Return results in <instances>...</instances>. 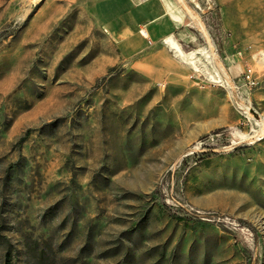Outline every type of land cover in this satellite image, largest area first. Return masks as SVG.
Segmentation results:
<instances>
[{"label":"rangeland","instance_id":"obj_1","mask_svg":"<svg viewBox=\"0 0 264 264\" xmlns=\"http://www.w3.org/2000/svg\"><path fill=\"white\" fill-rule=\"evenodd\" d=\"M177 2L175 64L146 73L91 0H0V264H38L27 244L45 264H264V138L222 133L229 97L185 56L208 41L235 76L264 39L221 0Z\"/></svg>","mask_w":264,"mask_h":264},{"label":"crops","instance_id":"obj_2","mask_svg":"<svg viewBox=\"0 0 264 264\" xmlns=\"http://www.w3.org/2000/svg\"><path fill=\"white\" fill-rule=\"evenodd\" d=\"M91 1L93 10L114 38L120 53L131 58V62L138 65L136 67L139 70L146 73H166L175 64L176 60L171 57L167 42L172 38L184 41V31L181 28L186 20L185 12L177 0ZM221 3L223 13L230 16L233 24H237L233 28L235 32H249L251 29L252 33L261 32L255 35L256 38L264 39V28L250 27L248 20L250 13L264 15V0H221ZM243 23L248 24L246 29L239 25ZM142 30L147 32L148 38L142 35ZM254 56L259 59V53ZM258 64L260 65L259 62ZM257 65L254 71L259 82L262 73ZM243 67V62L235 65L239 71L235 77L239 76ZM261 71L263 72L262 69Z\"/></svg>","mask_w":264,"mask_h":264},{"label":"built area","instance_id":"obj_3","mask_svg":"<svg viewBox=\"0 0 264 264\" xmlns=\"http://www.w3.org/2000/svg\"><path fill=\"white\" fill-rule=\"evenodd\" d=\"M141 33L148 38L145 30ZM258 57L259 59L253 58V60H257L264 71V50L259 53ZM197 59L202 60L204 66L196 65L195 60ZM208 59L211 61L210 64L207 63ZM187 60L191 63L189 78L194 84L217 88L228 95L231 107L238 116V125L232 129L242 134L236 136L233 139L234 142L241 143L251 140L250 142L253 143L262 140L264 138V113L258 110L252 97L253 89L259 83L254 68L251 66L253 60L245 62L243 71L235 77L208 41L202 47V52L196 53L194 58Z\"/></svg>","mask_w":264,"mask_h":264},{"label":"trees","instance_id":"obj_4","mask_svg":"<svg viewBox=\"0 0 264 264\" xmlns=\"http://www.w3.org/2000/svg\"><path fill=\"white\" fill-rule=\"evenodd\" d=\"M28 253L34 257L36 263L45 264L48 258L45 255L44 250H40L37 245L27 244ZM6 264H10V256H6Z\"/></svg>","mask_w":264,"mask_h":264},{"label":"water","instance_id":"obj_5","mask_svg":"<svg viewBox=\"0 0 264 264\" xmlns=\"http://www.w3.org/2000/svg\"><path fill=\"white\" fill-rule=\"evenodd\" d=\"M200 52H202V49H196L195 51H190V52H188V53L186 54V58H187V59L194 58L195 55H196V53H200ZM207 63L210 64L211 61L208 59V60H207ZM195 64H196V65H203V66H204L203 61L200 60V59L195 60Z\"/></svg>","mask_w":264,"mask_h":264},{"label":"bare ground","instance_id":"obj_6","mask_svg":"<svg viewBox=\"0 0 264 264\" xmlns=\"http://www.w3.org/2000/svg\"><path fill=\"white\" fill-rule=\"evenodd\" d=\"M175 17V16H174ZM185 56H186V53H185ZM222 133L227 137V138H232L234 139L236 136L238 135H242L240 132L238 131H235L234 129L232 128H226L224 130H222Z\"/></svg>","mask_w":264,"mask_h":264}]
</instances>
